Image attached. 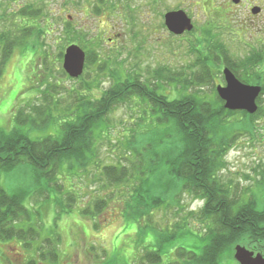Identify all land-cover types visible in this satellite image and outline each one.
Masks as SVG:
<instances>
[{"label": "rangeland", "instance_id": "374dc122", "mask_svg": "<svg viewBox=\"0 0 264 264\" xmlns=\"http://www.w3.org/2000/svg\"><path fill=\"white\" fill-rule=\"evenodd\" d=\"M103 1L0 0V34L12 30L16 36L26 24L36 27L33 21L17 17L31 7L42 11L37 25L46 31L41 38H31L17 47L0 74L1 132L13 130L22 107L29 113L34 106L42 111L52 107L53 120L48 121L45 110L39 116L41 123L26 131L34 140L59 136L62 125L79 115L77 106L85 100H99L115 79L138 75L143 81L150 80L161 69L180 75L187 88L193 86L200 70L199 77L207 79L201 80L199 89L211 100L218 95L217 86L225 87V68L244 84L264 88V0H242L241 5L233 0ZM254 8L261 9L260 15L252 13ZM178 10L187 13L194 26L182 36L172 35L165 26V15ZM67 23L71 28L83 27L87 37L77 42L87 48L88 55L100 56L78 80L65 74L64 60L59 56L68 44H75L65 38ZM201 52L213 57L208 63L213 81L196 64ZM250 58L261 63L242 69ZM99 66H106V71L97 75ZM173 86L165 91L172 98ZM44 94L49 97L47 104ZM145 104L132 98L107 115L102 133L96 132L93 143L91 140L85 157L87 169L81 170L76 162L65 166L64 186L61 181L57 185L61 192L54 183L42 179L40 185L46 192L39 195L35 179L42 174L29 164L1 175L0 185L9 194L20 192L25 205L42 214L44 224L41 240L31 249L23 248L17 240H0V264H28L37 259L38 249L47 239L57 243L58 264H151L143 257L157 252L161 261L156 264H176L181 262L177 256L180 249L201 255L205 245L201 237L209 230L199 221L203 202L182 192L181 181L166 173L167 161H175L180 144L167 138L166 127ZM258 104L260 115L253 120L238 111L230 114L228 130L237 138L218 175L231 187V194L241 197L242 204L254 198L264 211V90ZM42 123L49 127H40ZM129 145L138 149L139 155L127 150ZM107 165L127 167L128 180L107 185L100 176ZM153 169L156 172L150 174ZM142 187L145 204L139 206L135 195ZM71 193L76 202L69 213L62 214L63 207L68 209L66 198ZM158 196L164 200L162 206L144 214L143 207ZM99 200L107 203L102 214L92 220L91 215L82 213L85 208L94 212ZM221 264L238 263L225 257Z\"/></svg>", "mask_w": 264, "mask_h": 264}, {"label": "trees", "instance_id": "16d2710c", "mask_svg": "<svg viewBox=\"0 0 264 264\" xmlns=\"http://www.w3.org/2000/svg\"><path fill=\"white\" fill-rule=\"evenodd\" d=\"M103 2L100 0L101 4H104ZM41 16V10L35 11L32 7L24 8L17 17L33 21L39 28L26 24L18 30L16 36L12 30L0 34V74L17 47L24 46L31 38H41L46 35V31L37 25V20ZM71 27L69 23L65 26V38L79 45L77 40L86 38L88 32L84 31L83 27H80L82 30ZM65 44H68V41ZM82 48L87 53L85 70H88L90 64L97 63V57L100 58V56L97 53L95 57L93 54L88 55L87 48L83 45ZM198 54L196 64L213 81L208 64L213 58L212 55L206 57L205 53ZM63 55L64 50H61L60 58H63ZM94 59L95 62H92ZM250 59L242 64V69L249 70L253 64L259 66L261 63V60ZM104 64L107 65L106 62ZM104 67L99 66L97 75L106 71V66ZM198 73L194 76L191 88L186 87L180 75H174L172 71L165 69L155 72L150 80L143 81L138 75L125 80L115 79L111 88L105 91L99 100H85L79 107L77 106L79 115L74 120L64 123L61 134L56 137L49 135L34 140L26 131L30 125L37 126V123H41L39 116L45 110V113H48V121L53 120L52 107L43 108L44 111H42L41 108L34 106L33 114L22 107L16 115V126L13 130L9 133L0 131V177L2 174L14 173L20 166L29 164L37 174H42L35 179V183H39L37 185L39 195L46 192L40 185L42 179H46L51 184L54 183L57 190L61 192V188L57 185L62 178L64 179L62 172L65 166L68 165L69 168L73 162H76L80 164L81 170L87 169L85 157L87 151L90 152L91 140L93 143L96 132L102 133L101 126L106 124L107 115L128 100L137 98L144 104H149L153 114L157 116L156 121L166 127L167 138L176 139L180 144L175 161H167L166 173L181 181L182 192H188L193 198L203 202L198 212L199 221L207 224L209 228L206 235L201 237L205 241L203 251L201 255H197L180 249L177 251V256L181 262L176 264H221L225 257L233 258L234 247L237 244L263 253L264 211L259 209V202L253 198L250 203L242 204L241 197L231 194V187L218 175L226 152L231 149L237 138L236 135L233 138V134L228 130L230 114L235 115V113L224 108V102L218 95H215L213 100L206 97L199 87H201V80L207 77L200 78ZM235 75L237 77V74ZM172 85H174L173 93H175L173 98L165 93L172 88ZM43 98H45L43 102L47 104L48 95L44 94ZM239 113L250 120L260 115L259 110L255 115ZM40 127L48 128L49 124L44 126L42 123ZM127 150H133L139 155V150L132 145H129ZM170 157H172L171 154ZM155 172L156 170L153 169L150 174ZM100 174L109 186L119 185L128 180V169L124 165L103 166ZM63 186L62 184L61 187ZM143 189L144 187L139 188L138 194L135 195L140 202L139 206L145 204L142 197ZM238 191L240 192L236 187L235 192L239 193ZM66 200L69 201H67L69 205L66 206L68 209L65 210L63 207L62 214L71 211L70 207L74 206L76 196L72 193L68 194ZM102 201L96 202L94 212H89V209L85 208L82 213L91 215L92 220L95 219L107 207V203ZM163 203L162 197H153L147 206L143 207L142 212L145 214L153 211L160 208ZM33 209L34 207L28 208L25 205L20 192L9 194L0 185V240L6 242L17 240L26 249H31L34 242L41 240L43 216ZM58 216L60 217V214ZM95 227L98 228V225ZM56 245L53 239L44 240L42 247L38 249L37 259H31L28 264H58L60 254ZM143 260L156 264L161 261V255L159 252L146 253Z\"/></svg>", "mask_w": 264, "mask_h": 264}, {"label": "water", "instance_id": "95a60500", "mask_svg": "<svg viewBox=\"0 0 264 264\" xmlns=\"http://www.w3.org/2000/svg\"><path fill=\"white\" fill-rule=\"evenodd\" d=\"M241 1L233 0V3L238 5ZM260 12V8L252 10L255 15ZM165 26L175 36H181L194 29L191 19L184 11L167 13L165 15ZM85 64L86 53L80 46L72 45L66 49L63 68L71 78L78 79L82 76ZM223 74L226 86H217V93L224 102L225 109L255 115L259 110L257 101L262 94V87L242 83L228 68L224 69ZM233 258L238 264H264V252H256L242 244H237L234 247Z\"/></svg>", "mask_w": 264, "mask_h": 264}, {"label": "flooded vegetation", "instance_id": "af4514ba", "mask_svg": "<svg viewBox=\"0 0 264 264\" xmlns=\"http://www.w3.org/2000/svg\"><path fill=\"white\" fill-rule=\"evenodd\" d=\"M243 2V1H242ZM239 5H241V4H239ZM260 15V14H259ZM258 16V15H257Z\"/></svg>", "mask_w": 264, "mask_h": 264}]
</instances>
